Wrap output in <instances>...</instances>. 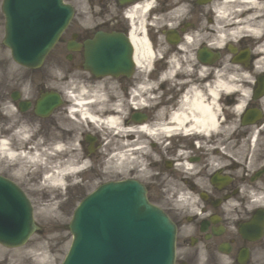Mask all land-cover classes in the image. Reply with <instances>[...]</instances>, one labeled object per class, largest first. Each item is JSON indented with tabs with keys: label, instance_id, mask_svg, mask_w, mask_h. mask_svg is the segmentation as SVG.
<instances>
[{
	"label": "flooded vegetation",
	"instance_id": "af4514ba",
	"mask_svg": "<svg viewBox=\"0 0 264 264\" xmlns=\"http://www.w3.org/2000/svg\"><path fill=\"white\" fill-rule=\"evenodd\" d=\"M112 2V30L138 26L156 56L143 74L98 86L122 113L120 128L130 131L118 136L113 154L132 159L126 176L140 179L175 223L177 264H264V231L241 228L256 209L249 194L264 195V0ZM142 5L148 15L127 19ZM195 97L209 107V119ZM79 134L89 181L110 150L98 134L91 133V145Z\"/></svg>",
	"mask_w": 264,
	"mask_h": 264
},
{
	"label": "rangeland",
	"instance_id": "374dc122",
	"mask_svg": "<svg viewBox=\"0 0 264 264\" xmlns=\"http://www.w3.org/2000/svg\"><path fill=\"white\" fill-rule=\"evenodd\" d=\"M3 32L0 29V94L4 91L17 86L18 79L24 82L23 87L27 88L36 84H44L45 86L52 87L54 82H50L51 78H48L50 74L49 63L48 66H44L36 73L26 69L16 67L10 59L8 50L1 45V39ZM58 67L62 73H65L68 68L62 64ZM18 69V70H17ZM46 76V77H45ZM64 77V75L62 76ZM9 81L11 82L9 84ZM63 88L65 83L60 84ZM1 100V98H0ZM5 105H0V112L6 113L2 115L3 120L0 119V136L6 134L11 143V147L18 152L27 150L30 147L46 148L43 141V132L37 131L36 126L27 124L25 120L33 119L31 117H21L15 114L11 109L8 111L4 108ZM32 125V126H31ZM4 127H7L6 129ZM10 127V128H9ZM11 129V130H10ZM106 138L109 139V146L113 145L112 133L108 136L109 130H103ZM3 137H0V139ZM35 148H31L32 152H35ZM43 151L39 155V160L34 163H25L19 158H5L0 152V173L7 175L14 179L25 190L30 201L34 205V219L39 227V233L34 234L30 238V243L47 241L51 254L49 260L45 264H59L71 239V235L68 231V223L71 218V213L77 202L83 197L82 192L89 188H75L72 194L59 191L60 186H48L46 182L43 183V179L40 181V177L35 178L40 173L39 170L47 171L51 169H59L64 164L60 161H51V155L46 154ZM41 162L43 164H41ZM56 174V173H54ZM33 178V179H32ZM91 188V187H90ZM52 201H57L59 206L52 205ZM44 205H50L51 208H44ZM42 242V243H43ZM32 264V263H31Z\"/></svg>",
	"mask_w": 264,
	"mask_h": 264
},
{
	"label": "water",
	"instance_id": "95a60500",
	"mask_svg": "<svg viewBox=\"0 0 264 264\" xmlns=\"http://www.w3.org/2000/svg\"><path fill=\"white\" fill-rule=\"evenodd\" d=\"M6 41V40H5ZM4 41V42H5ZM7 42V41H6ZM118 48L114 47L113 45H106L102 48H97L96 52H98V58L96 60H99L101 62L104 63H108L107 65H105V67H101L98 66V69H102V70H106L104 72H109V73H113V70L115 69L114 66V52L117 50ZM54 99L57 100V98L55 96H52V98H50L47 102H45V99L41 100L38 102L36 110L37 112H39L40 114L45 113L50 107H51V103L54 101ZM6 183V182H5ZM7 186L9 187V189L11 190V192L7 191V189H0V192H3L5 195L10 196L12 198V200H15L14 203H12L8 198H6L9 202H11V206L10 208L7 207V210L12 212L13 215H9L8 213H6V218L8 220L7 224H12L13 220L17 219L18 215H15L16 213L21 214L22 215V223H27L28 219H30V212L26 206L25 201L22 199V204H20V202L17 201V199L14 197L16 194L19 195L20 193L13 188L10 184L7 183ZM110 191L115 194L113 195V197L109 196L110 200H114V201H118V207L121 209V213H122V217L124 219H127L129 217L128 214L124 213L123 211L126 210H130L132 211V213H134L137 217L139 218H145V216L148 214L147 212L142 213L144 210H148V208L146 207V205H144V202L139 200L138 198L136 199L134 197L135 192H131V191H127L125 189L118 191V189L114 186H110ZM12 193H14V195H12ZM140 195V193H139ZM105 196V193H100V194H96L93 196L88 197L81 205V216L79 217V219L81 220V222H84L85 227L87 226V224L90 225L91 227V231L92 234L90 235L89 239L90 242H88L87 240V235L85 233V241L83 242L84 248H85V253L87 252V255L89 258L94 257V250L95 248L98 250V243H95L97 240V231L99 229V224H100V220H98L99 218L101 219L103 214H107V207L108 205H114L113 203L110 202V200ZM141 196V195H140ZM88 204H90V207H86ZM133 204H136V208L137 210H135L133 207ZM139 207V209H138ZM142 209H141V208ZM100 213V215H98ZM76 213L74 218H76ZM78 218V217H77ZM89 220V223H88ZM141 224H145V222H140ZM163 224H165L163 218H161L159 216V214L155 213L152 214V224L147 228L148 230H160L161 227L163 226ZM154 225V228H152V226ZM163 228V227H162ZM158 234V233H157ZM96 235V236H95ZM0 239H6L7 236L0 232ZM21 237H24V235L20 236V240ZM92 241V242H91ZM93 244V245H92ZM90 264H96V263H91ZM169 264V263H168Z\"/></svg>",
	"mask_w": 264,
	"mask_h": 264
},
{
	"label": "bare ground",
	"instance_id": "6f19581e",
	"mask_svg": "<svg viewBox=\"0 0 264 264\" xmlns=\"http://www.w3.org/2000/svg\"><path fill=\"white\" fill-rule=\"evenodd\" d=\"M132 42L134 45V49H135V61L137 63V65L141 64V60L142 58H145V55L148 57V53L146 51V49L144 50L143 48L139 47V43L137 41V39H135V37L132 38ZM140 44L142 45V42L140 41ZM224 88H229L227 85L223 84ZM218 88V86H217ZM83 91V90H81ZM66 98L68 100H70V102H72V111H78L80 116L82 118L85 119H90L92 121H94L96 124L98 125H105L106 128H109L112 130V128H117L118 125V119L116 118V115H108L106 118L102 119L96 115H91L88 110L86 109V107L89 105V101L87 100V98H85L82 94H71V93H66ZM95 97V96H92ZM100 97V96H98ZM202 102L200 99H198V97H195L194 99V106H200V112H201V117L204 115L203 113H206L208 116V119L210 118L211 112L209 110L208 106H202L201 105ZM177 118H179V116H177ZM145 128H141V130H143ZM146 130V129H145ZM0 151L1 153H4L8 158H15L17 156H21V153H16L13 152V150L11 148L8 147L7 142L5 140H1L0 141ZM23 159L25 160V162L27 163H31L35 160L38 159V155H32V156H28L27 154H22ZM62 170V169H61ZM59 171L56 175H52V174H48V172H46L45 174V180H48L50 182V184L52 185H56L58 183L61 182V176L60 174L62 173V171ZM51 202V201H50ZM52 205H57L59 206V204L57 203V201H52L51 202ZM44 208H51L50 205H44ZM36 246H32L31 249H22L19 250L17 252H14L12 254L8 253V252H1L0 253V264H26L28 263L30 260H34L33 262L36 264H45L50 257V250L49 247L47 245V241L45 240V244L44 247L40 248L41 249V253L37 254H33V252H35ZM33 251V252H32Z\"/></svg>",
	"mask_w": 264,
	"mask_h": 264
}]
</instances>
